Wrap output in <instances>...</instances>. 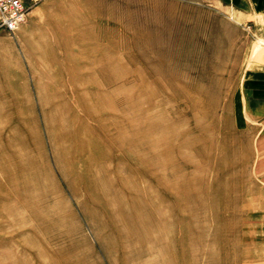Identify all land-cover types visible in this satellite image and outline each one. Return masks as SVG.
<instances>
[{"label":"rangeland","instance_id":"rangeland-1","mask_svg":"<svg viewBox=\"0 0 264 264\" xmlns=\"http://www.w3.org/2000/svg\"><path fill=\"white\" fill-rule=\"evenodd\" d=\"M24 5L17 29L0 28V131L19 127L21 134L30 133L37 177L27 191L20 184L8 188L15 195L17 186L22 196L34 198L42 218L32 225L33 213L20 201L5 200L0 190V250L29 257L23 246H62L85 264L138 263L126 259L127 240L106 241L84 208L91 203L80 183L75 181L77 193L70 189L65 174L76 180L83 162L77 158L71 174L58 167L36 84L41 79L48 93L73 92L80 110V91L93 84L79 81L91 79L95 68L104 71L105 57L118 72L127 71L126 85L139 99L127 112L135 120L147 117L149 140L162 144L139 149L122 142L123 149L113 150L116 172L135 178L129 169L143 166L157 176L164 172L162 163L177 169L176 180L195 177L196 188L216 204L207 210L206 230V239L215 238L214 264H264V0H25ZM46 48L58 55L48 66L38 59ZM83 118L96 125L90 116ZM110 132H116L113 125ZM158 149L162 158L154 156ZM186 192L181 184L169 195L182 203ZM178 212L181 220L189 216L185 209ZM33 230L41 240L33 241Z\"/></svg>","mask_w":264,"mask_h":264},{"label":"bare ground","instance_id":"bare-ground-1","mask_svg":"<svg viewBox=\"0 0 264 264\" xmlns=\"http://www.w3.org/2000/svg\"><path fill=\"white\" fill-rule=\"evenodd\" d=\"M57 56L46 48L38 59L48 66L56 62ZM103 61L104 71L100 73L99 68H95L91 79L86 78L84 81L83 78L79 81L84 86L87 82L93 84L80 91V110H77L72 100L73 97L78 98L76 94L74 96L73 92L70 95L66 91L55 90L48 93L42 89L43 81L36 80L41 89L39 102L43 120L58 167L63 171L69 168L71 174L70 167L73 168L76 159L80 158L83 162L84 173L77 172L76 180L72 175L65 174L70 189L77 193L75 181L80 183L92 205L84 208L92 213V219L95 218L106 234V241L123 238L128 241L125 254L129 261L133 259L139 264H214L218 257L215 253V238L212 236L210 240L206 239V230L207 210L216 204H209L207 195L196 188L195 177L176 180L175 177L179 176L177 169L168 168L162 163L159 165L166 170L161 168L164 172L157 176L149 170V174L143 171V166H138L137 170L129 169L130 173L136 175L135 178L120 176L113 168V150L123 149L122 142L139 149L154 143L149 140L150 133L145 126L148 118L144 116L135 120L127 112L136 102L134 98L138 99L135 94L132 96V91L126 85L127 71L123 69L118 72L111 59L104 57ZM71 89L78 88L71 86ZM136 112L140 114L141 110ZM86 115L96 125L84 119ZM105 115L111 116L112 121L108 122ZM112 125L116 129L114 134L110 132ZM0 126L1 129L4 127L2 124ZM19 129L16 127L7 134H1L0 131V190L5 192V200L20 201V204L29 209L34 215L32 225H35L34 222L42 217L35 213L34 198L26 194L22 196L19 190L27 191L31 181L37 177L39 165L29 152V131L23 134V130L21 134ZM25 137L29 139L26 140ZM156 144L154 147L158 148L162 145ZM161 155L162 151L159 149L154 153L155 157L162 158ZM123 156L127 158L126 155ZM138 160L143 163L141 157ZM30 177L32 178L29 179ZM8 183L20 184L19 190L15 187L18 196L11 192ZM181 184L187 187L182 203L177 197L169 195L172 189ZM181 208L189 212L184 220H181L183 216L178 212ZM178 228L181 229L180 233ZM30 235L33 241L40 239L36 230L30 232ZM32 239L31 246L34 245ZM2 243L4 242L0 239V245ZM21 251L27 253L30 259L17 252L0 250V264H33V259L36 264H85L80 258L69 255L71 249L68 251L62 246L51 248L45 245L39 250L23 246ZM144 256H149V260L142 261L141 257Z\"/></svg>","mask_w":264,"mask_h":264},{"label":"built area","instance_id":"built-area-1","mask_svg":"<svg viewBox=\"0 0 264 264\" xmlns=\"http://www.w3.org/2000/svg\"><path fill=\"white\" fill-rule=\"evenodd\" d=\"M24 1L0 0V28L7 31H14L18 28L25 18Z\"/></svg>","mask_w":264,"mask_h":264}]
</instances>
